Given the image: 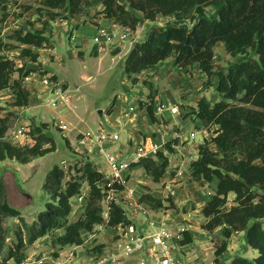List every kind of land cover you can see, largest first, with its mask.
<instances>
[{"label": "trees", "instance_id": "obj_1", "mask_svg": "<svg viewBox=\"0 0 264 264\" xmlns=\"http://www.w3.org/2000/svg\"><path fill=\"white\" fill-rule=\"evenodd\" d=\"M9 3L10 0H0V94L10 91L16 107H27L31 103V94L24 85L29 73L25 66L18 67L9 54L19 49L21 60L37 63V49L49 43L46 28L61 12L76 16L84 11L85 5L100 4L106 18L132 31L141 22L136 13L151 22L159 16L175 18L165 27L151 28L147 38L133 46L125 60V72L128 77L141 74L174 57L176 66L197 65L208 77L217 75L214 90L219 101L212 104L202 97L192 120L197 130H208L211 126L217 129L211 139L206 138L198 146V159L190 164V176L196 182L214 187L212 198L202 209L207 219L204 229L210 233L220 229L223 236L215 249L214 263L264 264V0H41L37 9L38 21L43 25L41 30L21 28L4 36ZM210 7L212 12L207 10ZM42 13L47 20L42 18ZM221 42L235 62L227 71L215 72V47ZM152 106H148L147 113L154 118ZM44 127L45 124H32L30 135L35 144L20 147L6 140L8 120L1 118L0 162L16 160L28 164L55 151V142L44 133ZM170 142L166 148L172 153L174 144ZM168 167L169 158L163 151H159L156 158L131 163V170H144L156 183L161 182ZM103 179V173L92 162H86L69 179L63 168L54 166L43 186L51 201L28 227L22 213L8 203L0 177V258L3 264L11 260L23 264L27 246L49 235L53 236L54 246L63 248L82 245L91 234L98 233L97 228L105 222L100 188ZM230 195H234L231 207L228 206ZM79 196H84L79 205L83 211L71 222L72 200L76 201ZM166 202L172 203L171 198L162 200L151 194L140 198V203L152 210L164 209ZM7 217L18 218L22 226L16 231L17 243L3 257L8 239L3 220ZM130 225L134 224L126 209L111 204L108 226L124 228ZM24 228L29 232L27 241L23 237ZM59 231L63 233L54 236ZM239 232L245 235L246 244L256 250L258 256L222 260L228 251V240ZM184 237L181 243L192 242L188 232Z\"/></svg>", "mask_w": 264, "mask_h": 264}, {"label": "rangeland", "instance_id": "obj_2", "mask_svg": "<svg viewBox=\"0 0 264 264\" xmlns=\"http://www.w3.org/2000/svg\"><path fill=\"white\" fill-rule=\"evenodd\" d=\"M40 2L41 0H10L9 16L3 26L4 36L21 28L24 30H41L43 25L42 22L38 21L39 15L37 14ZM28 7H31L32 10L27 11ZM83 10L81 14L76 16L61 12L57 19L46 28L49 43L46 47L37 49L39 52L37 63L21 60L19 49H15L9 54L11 58L15 59L18 67L25 66L26 73H29L27 77H31V81L28 83L24 80V85L31 94L30 104L39 103L37 97L42 90L40 80L45 75L55 77L65 89H69L71 93L68 94L69 104L72 102V96H74V103L72 106L63 104L56 109L46 107L42 103L37 108L23 111V107L15 106V98L12 97L10 91L0 94V119L7 118L9 129L26 121L29 125L28 135L31 137L32 124H45L44 133L54 140L56 146L55 151L37 157L28 164H21L16 160L0 162V177L5 185L8 203L22 213L27 226L31 227L38 215L45 210L46 204L51 201V196L44 191L43 186L48 173L54 166L63 168L66 171L67 179L75 176L78 169L86 162H92L94 167L103 173L108 171L104 157L102 158L93 146L80 145L79 141L84 133L96 132L100 129L108 133H117L119 140L110 144L108 150L121 159L122 155L128 157L125 160L129 161L133 160L132 155L139 146L145 144L149 147L152 139L157 135V129H159L161 133H166L165 142H162L164 147H160L159 151L163 148L162 151L169 156V163H171V170L173 171L169 175L174 177V174L178 173L184 176L183 179L173 182L179 191L172 192L166 188V183L154 182L142 169L131 170L129 186L132 188L143 187L157 199L167 200L169 197L171 198L172 203L166 202L167 207L158 210L160 211L158 213L166 214L162 217H157L152 210L147 208L145 204L143 205L151 211L156 220L165 221L173 231L184 227L186 232H191L194 226L199 232H208L203 227L207 219L203 216L200 207L207 198L212 196L214 187L192 180L188 161L190 156L197 154L198 146L207 140L206 138L211 139L217 129L216 126H211L208 130H197L192 122L198 101L202 97L209 99L212 104L219 101L220 97L214 90L217 75L208 77L197 65L181 68L175 65V58L172 57L153 69L128 77L125 72V60L133 46L144 41L151 28L165 27L174 22L175 18L159 16L155 22H151L145 21L140 13H136L141 18V22L136 30H129L127 40L122 44L105 43L103 49L99 50L98 45L93 40L96 29L101 25L98 21L103 19V27L113 28V26L118 25L101 13L103 6L100 4H87ZM207 10L212 12L211 7ZM42 18L45 19L46 17L42 16ZM84 25L90 27V30L85 32L88 39L82 32L78 31ZM118 30H122V28ZM72 37L75 40H71ZM84 37L88 44L82 46V42L79 41H82ZM234 62L235 59L228 53L225 44L218 43L215 47V72L227 71L229 65ZM15 77H18V74ZM46 95L49 94L46 93L44 96ZM46 98H44L45 102ZM160 104L178 106L179 114L172 117L168 115L156 117L155 106ZM150 105H153L154 118H151L147 113V108ZM62 106L69 107L63 108ZM131 107L135 109V116H130L134 118V121L127 118L128 109ZM23 116L26 120H22ZM147 116L150 119L149 123H147ZM61 122L68 126L67 131L60 129L59 124ZM192 133H195V137L190 139ZM6 137L7 141L20 147L33 146L36 142L32 137L26 136L21 143H15L9 138L8 132ZM167 140L174 144L172 153L166 148ZM153 142L161 144L157 140ZM44 146L48 147L47 145ZM211 148L216 151L214 145ZM126 152L129 156L126 155ZM84 188L87 189V187ZM233 200L234 195H230L229 207L233 206ZM121 206L126 209L130 218L135 219L136 214L140 213L128 209L127 202ZM189 212L193 214V217L190 218L191 221L179 222L180 226L175 230L176 222L173 223V219L168 215L182 216ZM80 215L79 212L71 214L69 220H76ZM105 220L103 225L98 227V233H93L96 235L89 242L90 252L95 253L96 257L105 253L120 252L118 246L124 241L123 238L115 249L108 245L110 241L120 238V236H115L120 233V230L114 228L115 231L113 232L109 228L106 229L108 219L105 217ZM3 226L8 237L5 255L3 256L5 257L10 248L17 243L16 231L22 225L18 218L7 217L3 220ZM145 228L148 231L147 226ZM187 228L190 230L187 231ZM22 232L24 240L27 241L29 238L28 229L24 228ZM208 233L211 236L208 242L199 240L202 239L199 235H196L197 239L193 240L190 234L193 244L186 254L180 248V246L185 245L181 243L185 238V232L180 239L182 241L176 240L174 245L176 255L183 259L184 264H215L216 256L212 249L214 250L220 245L223 236L220 229ZM240 233L242 232L234 233L228 240V251L222 260L228 262L234 256L254 259L257 255V251L246 244L243 233L241 236H237ZM57 234L58 232H55L54 236ZM239 239L241 240L239 241ZM52 240L53 236L49 235L48 241L39 244L36 248H31L33 244L28 245L25 250L26 260L23 264H37L38 261H43L44 264L46 261L44 256L57 254L51 251L54 247ZM101 247H103L102 252L99 251ZM29 248L31 249L29 250ZM73 252L68 254V260L76 258V253L72 257ZM127 259H122L121 264ZM0 264H3L2 258H0ZM9 264L15 263L11 260Z\"/></svg>", "mask_w": 264, "mask_h": 264}, {"label": "built area", "instance_id": "obj_3", "mask_svg": "<svg viewBox=\"0 0 264 264\" xmlns=\"http://www.w3.org/2000/svg\"><path fill=\"white\" fill-rule=\"evenodd\" d=\"M128 28L122 27V30H118L110 27H100L98 29V35L95 38L96 44L99 50L103 49L105 43H124L128 38ZM25 81L28 83L31 81V77H26ZM40 83L42 90L38 94L39 106L44 103L46 107L53 109L58 108L63 104H68L70 98L68 96V89H65L63 84L54 79L52 76L45 75L41 78ZM45 92V93H44ZM46 93L49 95L44 96ZM46 98V102L44 101ZM157 110L162 112H170L172 115L179 114L178 106H167L164 104L157 105ZM135 116V109L133 107L128 109L127 116ZM60 129L67 131L69 128L66 124H59ZM29 132V125H16L8 131V136L15 143H21ZM195 137L193 133L191 138ZM31 138V137H30ZM119 140L117 133H108L100 129L96 132L84 133L80 139V145L88 147L93 146L95 151L100 154L108 166V171L103 173L104 179L100 184V188L103 194V214L104 219L109 220V210L111 204L124 205L128 204V209L139 211L146 217V225L148 231L146 233H140L137 226L130 225L122 230V236L124 241L119 244L118 253H105L97 256L94 260V264H121V260L124 258H131L137 254L144 253L145 255L138 260V264H184L183 259L176 255V248L174 247L177 239H180L186 229L180 227L177 231H173L165 221L156 220L149 209L139 202L136 198L135 189L129 186V177L131 172V163L137 162L143 158H154L161 144L151 142L149 147L143 144L139 146L134 155L133 160L128 161L121 159L118 155L112 154L108 150L110 144H114ZM84 201V196H79L76 199V204L79 206ZM107 220V222H108ZM106 221V220H105ZM96 234H91L88 239L83 243H89ZM82 245L76 246L78 248ZM75 250L72 257L75 256ZM27 264V263H26ZM35 264V263H33ZM37 264H43V261H38Z\"/></svg>", "mask_w": 264, "mask_h": 264}, {"label": "crops", "instance_id": "obj_4", "mask_svg": "<svg viewBox=\"0 0 264 264\" xmlns=\"http://www.w3.org/2000/svg\"><path fill=\"white\" fill-rule=\"evenodd\" d=\"M98 22H100L101 23V25L96 29V33H95V35H94V37H93V40L95 41V38H96V36L98 35V29L100 28V27H103V19L101 20V21H98ZM112 23H114V22H112ZM115 25V24H114ZM118 25V24H117ZM113 28H115V29H120V28H122V26H120V25H118V26H113ZM88 30H90V27L88 28L87 27V25H84L82 28L80 27V29H78V31H80V32H82L84 35H85V37L88 39V36H86L87 34L85 33L86 31H88ZM83 38V40L82 41H79L80 43L82 42V46H85V45H87L88 44V41H86V38ZM71 40H75V38L74 37H72L71 38ZM95 44H96V41H95ZM78 45H80L79 43H78ZM99 48V47H98ZM99 56V55H98ZM68 94H71L70 93V91H69V89H68ZM72 96V95H71ZM73 98H71L72 99V102H71V104H69V102H68V104H69V106H72V104L74 103V96H72ZM70 101V100H69ZM39 102V101H38ZM39 103H37V104H34V105H32V104H30L29 106H27V107H23L24 109H23V111H26V110H28V109H30V108H37V107H39V105H38ZM65 105V104H64ZM67 105V104H66ZM68 106V107H69ZM63 108H68V107H66V106H62ZM115 107V106H114ZM114 107H113V109H114ZM156 107H157V105L155 106V115H156V117H161V116H165V115H168V116H174V115H172V114H170V112H168V111H166V112H162V113H160L157 109H156ZM53 109V108H52ZM21 113H23V112H21ZM113 113V112H112ZM149 116V115H148ZM147 116V117H148ZM150 117V116H149ZM149 117L147 118V123H149L150 122V119H149ZM127 118H129V120L130 121H134V118H131L130 116H127ZM131 118V119H130ZM22 120H26L25 118H24V116H23V119ZM146 122V121H145ZM18 125H28L27 124V122L26 121H23V122H21V123H19ZM144 125H146V124H144ZM151 127V126H150ZM156 137L154 138V139H152V142L153 141H155V140H157L158 142H161V147H164V143H162V142H165V139H166V133L164 132V133H161L160 132V130L159 129H157V131H156ZM193 134V133H192ZM191 134V135H192ZM195 134V133H194ZM191 135H190V139H192L191 138ZM168 141V140H167ZM168 142H170V141H168ZM163 150V148H161V150L160 151H162ZM126 155L127 156H129L128 154H127V152H126ZM168 156V155H167ZM122 157V159H127L124 155H122L121 156ZM132 157H133V155H132ZM130 158V157H129ZM168 158H169V156H168ZM190 159V160H189ZM189 161H188V163H189V165L193 162V161H195V160H197L198 159V155L196 154V155H192V156H190L189 157ZM7 161V160H6ZM129 161H132V160H129ZM169 162H170V160H169ZM180 170V169H179ZM102 172V171H101ZM179 172V171H178ZM169 173H173V171L171 170V163H169V167H168V169H167V171H166V174L164 175V177H163V179L161 180V182H160V184H165L166 183V188L167 189H169L170 191H172V192H176V191H179V188H177V185H173V182H176L177 180H181V179H183V175H179L178 173H175L174 174V177H172V176H170L169 175ZM178 187H179V185H178ZM134 189H135V192H136V198L139 200V202H140V198L143 196V195H145V194H151V195H153L149 190H147V189H144L143 187H138V188H135L134 187ZM213 194H214V191H213ZM213 194H212V196H213ZM212 196L211 197H209V198H207L206 200H205V202L201 205V207H200V210H201V212H202V209H203V207L205 206V204L212 198ZM174 198V197H173ZM74 200V202L76 203V201H75V199H73ZM73 200H72V205H73V212H72V214H75V213H78L79 212V214H82V211H83V208L81 209L80 208V206H77V204H73ZM165 206H166V203H165ZM147 207V206H146ZM148 208V207H147ZM150 208V207H149ZM150 210H152L151 208H150ZM136 212V211H135ZM152 212L154 213V215H157V217H162L165 213H163V212H161V213H158V212H160V211H158V210H152ZM163 213V214H162ZM166 215V214H165ZM168 216H170L172 219H173V223H175V225H174V229L175 230H177L178 229V227L180 226L179 225V222L181 223V222H183V221H191V217H193V214L191 213V212H189V213H186V214H184V215H182V216H175V214H170V215H168ZM80 217V216H79ZM78 217V218H79ZM130 217V216H129ZM77 218V219H78ZM76 219V220H77ZM131 220H132V222H133V224L135 225V226H137V228H138V230H139V232L140 233H146L147 231H146V228H145V226H147L146 225V218L144 217V216H142L141 215V213H139L138 215L136 214V216H135V219L132 217V218H130ZM71 222H73V221H75V220H70ZM145 223V224H144ZM176 224H178V225H176ZM181 226H184V225H181ZM192 226V225H191ZM106 227V229L107 228H109V230H112L113 232L115 231L114 230V228H110V227H108V225H106L105 226ZM148 228V227H147ZM195 230H194V229ZM193 228H192V230H191V232H188L189 234H191L192 235V238H193V240H195V239H197L196 238V235H199V236H201L202 237V239H199V240H202L203 242H208V239H209V237H211L210 236V234L208 233V232H199V231H197V227H194L193 226ZM98 229V228H97ZM119 230H120V233H117L115 236H120V238L119 239H117V240H112V241H110L109 243H108V245H111L112 247H113V249H115L116 247H117V245H118V243H120V242H122V240H123V237L121 236V234H122V230H121V228L119 227L118 228ZM149 230V229H148ZM190 230V228H187V231H189ZM193 232V233H192ZM63 233V231H59L58 232V234H62ZM207 235V236H206ZM242 235V233H240V234H237V236H241ZM48 238H49V236L48 237H45V238H42L41 240H39V241H37V242H35L32 246H31V248H36V247H38L39 246V244H41V243H44V242H47L48 241ZM241 238V237H240ZM181 239V238H180ZM179 239V240H180ZM241 239H239V241H240ZM180 241H182V240H180ZM107 243V242H106ZM193 244V241H192V243H190V244H185V245H183V246H180V248L182 249V251L186 254L188 251H190V249H191V245ZM229 247V246H228ZM31 248H29V250L31 249ZM90 246H89V243H85V244H83V246L82 247H80V248H78L77 250H75L76 249V246H67V247H63V248H61L60 246H54V247H52V249H51V251L52 252H56L57 254H54V256H44V259H46V261H44V264H94V260H95V257H96V254L95 253H93V252H90ZM105 249V248H104ZM112 249V248H111ZM76 251L75 253H76V258H74V259H72V260H68L67 259V257H68V254L71 252V251ZM102 250H103V247H101L100 249H99V251L100 252H102ZM212 251L214 252V254H215V249L213 250L212 249ZM256 251V250H255ZM145 254L144 253H140V254H137L136 256H134V257H132V258H129V259H127V260H124L123 262H122V264H138V260H139V258H141V257H143ZM258 256V252H257V255L254 257V258H256ZM225 257V254L221 257L222 259Z\"/></svg>", "mask_w": 264, "mask_h": 264}]
</instances>
